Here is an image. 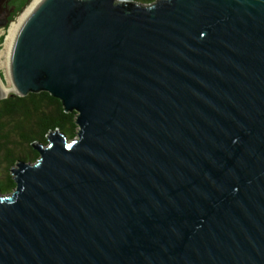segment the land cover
I'll use <instances>...</instances> for the list:
<instances>
[{"label": "water", "instance_id": "95a60500", "mask_svg": "<svg viewBox=\"0 0 264 264\" xmlns=\"http://www.w3.org/2000/svg\"><path fill=\"white\" fill-rule=\"evenodd\" d=\"M7 73L77 130L9 169L0 264H264V0H38Z\"/></svg>", "mask_w": 264, "mask_h": 264}, {"label": "trees", "instance_id": "16d2710c", "mask_svg": "<svg viewBox=\"0 0 264 264\" xmlns=\"http://www.w3.org/2000/svg\"><path fill=\"white\" fill-rule=\"evenodd\" d=\"M146 5L155 0H132ZM31 0H0V15L5 26L9 24ZM73 111L64 112L59 101L40 91L24 96L7 94L0 99V193L10 192L14 182L7 170L16 160L33 162L37 158L31 143L46 144L45 135L58 130L66 139L75 136Z\"/></svg>", "mask_w": 264, "mask_h": 264}, {"label": "rangeland", "instance_id": "374dc122", "mask_svg": "<svg viewBox=\"0 0 264 264\" xmlns=\"http://www.w3.org/2000/svg\"><path fill=\"white\" fill-rule=\"evenodd\" d=\"M29 4L27 6H29ZM27 6L11 22H9V24L7 26L0 24V80H1L2 84L7 86V87H12V86H11L10 80L8 78V73H7V55H8L9 50L5 46V43L7 40L6 37L9 34L10 26L13 23L16 24L19 21L21 15L26 10ZM1 18H2V16L0 15V20H1ZM10 91L11 90H9L7 93H5V96L7 94H10ZM1 168H2V164H0V173H2ZM9 169L7 170L8 173H9ZM5 193H8V192H5Z\"/></svg>", "mask_w": 264, "mask_h": 264}, {"label": "bare ground", "instance_id": "6f19581e", "mask_svg": "<svg viewBox=\"0 0 264 264\" xmlns=\"http://www.w3.org/2000/svg\"><path fill=\"white\" fill-rule=\"evenodd\" d=\"M38 2V0H32L31 3L29 4V6H27L26 10L23 12V14L21 15L19 21L15 24L13 23L10 28H9V34L7 35L6 37V43H5V46L6 48H10V45H11V42H12V39H13V36L16 32V29L19 25V23L22 21V19L26 16V14L31 10V8ZM0 89L1 91L5 94L7 93L9 90H13V87H7L5 85L2 84L1 80H0Z\"/></svg>", "mask_w": 264, "mask_h": 264}]
</instances>
